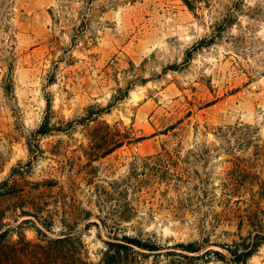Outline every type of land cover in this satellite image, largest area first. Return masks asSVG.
Masks as SVG:
<instances>
[{
  "label": "rangeland",
  "instance_id": "obj_1",
  "mask_svg": "<svg viewBox=\"0 0 264 264\" xmlns=\"http://www.w3.org/2000/svg\"><path fill=\"white\" fill-rule=\"evenodd\" d=\"M171 66L179 70L163 72ZM46 99L52 123L114 101L90 127L143 137L91 167L87 127L39 139L30 179L54 177L67 191L73 177L94 215L77 227L87 262L101 264L121 235L161 249L134 254L135 264H205L192 257L212 249L229 259L225 247L264 238V0H0V181L28 160L25 136ZM97 189L106 228L95 217ZM125 201L136 209L126 221ZM23 219L10 241L21 233L37 242L32 224L17 227ZM187 243L203 248H177ZM246 264H264V241Z\"/></svg>",
  "mask_w": 264,
  "mask_h": 264
},
{
  "label": "trees",
  "instance_id": "obj_2",
  "mask_svg": "<svg viewBox=\"0 0 264 264\" xmlns=\"http://www.w3.org/2000/svg\"><path fill=\"white\" fill-rule=\"evenodd\" d=\"M213 40L211 38L207 42L202 41V43L208 46L213 43ZM191 56L192 51H187L185 61H188ZM167 70L177 71L179 66L167 67L163 72ZM5 90L7 93L11 91L10 82ZM119 90L122 95L115 100L116 102L125 99L130 88ZM113 102L106 107L91 106L85 115L79 119L52 123L51 120L54 117L52 105L49 99L45 100V110L41 123L34 131L25 136L28 160L12 167L8 176L0 181V264H23L24 259H29L33 264H91L82 257L83 244L77 227L80 222L89 220L94 215L90 210L81 207L82 203L75 197L79 184L75 182L73 177L68 176L69 182L66 191L65 185L54 177L32 180L30 174L34 162L44 154L39 145V139L54 134L69 136L78 125L87 127L86 137L89 143L88 150H84L83 154L87 160L84 167H91L92 162L105 158L124 144L143 140V137H135L129 131L121 132L119 129H113L105 122L90 127V123L96 122L102 115L111 112L114 106ZM56 152L58 151H53L51 154L56 155ZM76 159L81 160L79 156ZM72 169L73 167L71 172ZM81 172L82 170L78 174ZM94 177L87 171L86 177L82 181L86 185H92ZM104 194L101 191L100 195L97 189L96 196L98 199L95 206L99 214L95 217L106 228L105 221L100 215L106 207V200L102 199ZM123 207L122 220L126 221L135 215L136 209L128 201L124 202ZM23 217L29 219H23L17 227H21V224L24 223L32 224L38 236L37 242L26 240L21 233H17L18 239L16 241H10L9 238L15 229L11 225ZM56 223L61 226L57 233L54 232ZM91 225L97 226L96 223L90 222L86 223L85 227ZM47 233L55 235V237L52 238ZM255 239L256 241L246 245L242 244L241 247L237 243H235L234 248L225 247L230 256L229 259L212 249L192 257V259L202 260L205 264L210 263L211 259L225 264H246L264 241L263 237H256ZM114 240L119 241V243H107L111 249H107L103 254L101 264H135L134 254L143 256L144 253L140 252L155 253L161 250L158 245L150 240H144L141 236L121 235ZM113 248L115 249L113 250ZM177 248L185 253L195 254L199 253L203 247L197 243H187L179 244ZM238 250H241L240 254H237Z\"/></svg>",
  "mask_w": 264,
  "mask_h": 264
}]
</instances>
